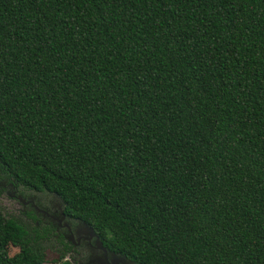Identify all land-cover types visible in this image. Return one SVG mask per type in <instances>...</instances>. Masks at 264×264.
<instances>
[{
  "label": "trees",
  "instance_id": "trees-1",
  "mask_svg": "<svg viewBox=\"0 0 264 264\" xmlns=\"http://www.w3.org/2000/svg\"><path fill=\"white\" fill-rule=\"evenodd\" d=\"M0 179L129 264H264V0H0ZM37 224L0 264L84 255Z\"/></svg>",
  "mask_w": 264,
  "mask_h": 264
},
{
  "label": "rangeland",
  "instance_id": "rangeland-1",
  "mask_svg": "<svg viewBox=\"0 0 264 264\" xmlns=\"http://www.w3.org/2000/svg\"><path fill=\"white\" fill-rule=\"evenodd\" d=\"M52 197L54 196L45 193L33 194L29 191L23 190L22 188L15 189L9 182L0 179V215L4 218H13L21 223L27 233L25 235L26 239L30 237V232L35 226V220L39 221V223L36 225L38 231H40L44 226H52V223L50 221L42 219L40 215L34 212L33 208L30 206V201H32L38 209L48 211L51 215L55 216V213H53V208L47 204ZM80 244L81 245L77 248L80 251L74 249V251H76L77 253L84 251L81 248L83 247L82 241L80 242ZM90 245L92 246V241H90ZM41 246L44 253V264H52V262L57 258L56 248L60 249V247H58V245H56V242L52 239L42 241ZM18 248V246L8 245V255L11 256L16 253L18 251ZM72 257L75 256L73 254H69L68 256H66L65 260L72 261ZM100 257L101 254L96 250L92 252L85 251L83 256L80 254L78 255V257H76L75 260L76 264H87V261L89 259L95 261Z\"/></svg>",
  "mask_w": 264,
  "mask_h": 264
},
{
  "label": "flooded vegetation",
  "instance_id": "flooded-vegetation-1",
  "mask_svg": "<svg viewBox=\"0 0 264 264\" xmlns=\"http://www.w3.org/2000/svg\"><path fill=\"white\" fill-rule=\"evenodd\" d=\"M47 204L53 208V213H55V216L51 215L48 211H43L42 209H38L34 205V203L30 201V206L33 208L34 212L40 215L42 219L50 221L52 225L56 227V231L60 232L61 235L65 238V240H67L68 242L72 244L75 250H79L77 248L81 245L80 242L82 241L83 247L81 248L84 251L92 252L96 250L97 252H99L98 248L96 247L95 242H92V246L90 245V241H92V238H90L87 230L81 227L80 223L71 222L65 219V217L63 216L61 212V205L56 198L52 197L49 203ZM72 259H74V257H72ZM88 263L90 264H112V260H110L109 256H107L106 259H104V257L101 256V260L98 259V260L93 261L89 259Z\"/></svg>",
  "mask_w": 264,
  "mask_h": 264
},
{
  "label": "water",
  "instance_id": "water-1",
  "mask_svg": "<svg viewBox=\"0 0 264 264\" xmlns=\"http://www.w3.org/2000/svg\"><path fill=\"white\" fill-rule=\"evenodd\" d=\"M80 225H81V227L83 229L85 228L87 230V232L89 233L90 238H92V242H95L96 247L98 248V251L100 252L101 256L104 257V259H106V257L109 256L110 257V260H112V264H129L125 259H123L121 257H118L116 255H113L111 253L106 252L99 245V242L95 238L94 233L92 232V230L90 228H88L87 226L83 225L82 223H80ZM99 259L101 260V257ZM87 264H90V263H88V261H87Z\"/></svg>",
  "mask_w": 264,
  "mask_h": 264
}]
</instances>
